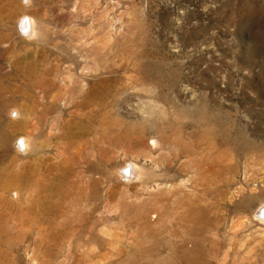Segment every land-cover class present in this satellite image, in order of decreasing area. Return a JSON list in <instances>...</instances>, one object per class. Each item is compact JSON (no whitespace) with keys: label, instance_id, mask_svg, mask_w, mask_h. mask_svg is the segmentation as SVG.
Listing matches in <instances>:
<instances>
[{"label":"rangeland","instance_id":"1","mask_svg":"<svg viewBox=\"0 0 264 264\" xmlns=\"http://www.w3.org/2000/svg\"><path fill=\"white\" fill-rule=\"evenodd\" d=\"M0 264H264V0H0Z\"/></svg>","mask_w":264,"mask_h":264},{"label":"clouds","instance_id":"2","mask_svg":"<svg viewBox=\"0 0 264 264\" xmlns=\"http://www.w3.org/2000/svg\"><path fill=\"white\" fill-rule=\"evenodd\" d=\"M23 3L27 6L30 3V0H23ZM34 23V21L31 20V18L25 16L23 18H21L20 22H19V30L21 32L22 35L24 36H28L29 31H30V25ZM32 35L34 36L35 33L33 32ZM20 113L18 110L13 109L11 111V117L13 119L19 118ZM19 147L21 148V150H23L24 148H26V144L24 142V139L21 138V140L19 141Z\"/></svg>","mask_w":264,"mask_h":264},{"label":"bare ground","instance_id":"3","mask_svg":"<svg viewBox=\"0 0 264 264\" xmlns=\"http://www.w3.org/2000/svg\"><path fill=\"white\" fill-rule=\"evenodd\" d=\"M30 29H32V26H30ZM29 69V68H28ZM135 172V171H134Z\"/></svg>","mask_w":264,"mask_h":264}]
</instances>
